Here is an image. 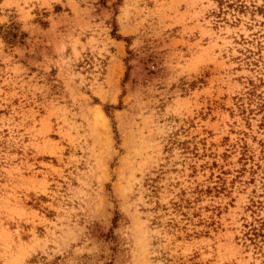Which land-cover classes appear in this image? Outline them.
Returning a JSON list of instances; mask_svg holds the SVG:
<instances>
[{"label": "rangeland", "instance_id": "1", "mask_svg": "<svg viewBox=\"0 0 264 264\" xmlns=\"http://www.w3.org/2000/svg\"><path fill=\"white\" fill-rule=\"evenodd\" d=\"M0 264H264V0H0Z\"/></svg>", "mask_w": 264, "mask_h": 264}]
</instances>
